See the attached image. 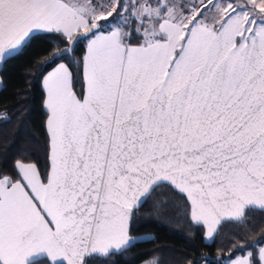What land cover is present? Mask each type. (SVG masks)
Wrapping results in <instances>:
<instances>
[{
    "label": "snow or ice",
    "instance_id": "6c2138e0",
    "mask_svg": "<svg viewBox=\"0 0 264 264\" xmlns=\"http://www.w3.org/2000/svg\"><path fill=\"white\" fill-rule=\"evenodd\" d=\"M36 32L61 38L38 62L48 168L0 176V264L107 260L160 188L206 239L264 213V0H0V59Z\"/></svg>",
    "mask_w": 264,
    "mask_h": 264
},
{
    "label": "trees",
    "instance_id": "16d2710c",
    "mask_svg": "<svg viewBox=\"0 0 264 264\" xmlns=\"http://www.w3.org/2000/svg\"><path fill=\"white\" fill-rule=\"evenodd\" d=\"M33 37L0 65V176L13 179L19 178L14 168L17 160L36 164L42 175L48 168L47 112L41 80L55 65L38 72V62L47 59L61 38L46 32ZM85 43L77 46L74 60L84 54ZM81 85L82 79L77 78V91ZM248 216L246 224L222 221L214 238L207 241L204 228L194 224L186 212V198L160 188L138 207L132 219L131 234L146 238L107 260L94 258L91 264H188L189 260L227 264L229 258L248 252H254L253 264H260L258 248L264 243L252 241L264 235V213L250 211Z\"/></svg>",
    "mask_w": 264,
    "mask_h": 264
},
{
    "label": "crops",
    "instance_id": "0c3cea01",
    "mask_svg": "<svg viewBox=\"0 0 264 264\" xmlns=\"http://www.w3.org/2000/svg\"><path fill=\"white\" fill-rule=\"evenodd\" d=\"M36 33H38V32H36ZM4 59V58H3ZM3 59H0V65H1V62H2V60ZM51 70V69H50ZM49 70V71H50ZM47 74V72L44 74V75H46ZM41 85H42V88H43V77H42V80H41ZM43 91H44V88H43ZM44 99H45V91H44ZM44 108H45V106H44ZM46 110V109H45ZM47 112V111H46ZM206 239V238H205ZM207 241H210L211 239H206ZM261 247H264V245L263 246H261ZM236 258V257H235ZM234 258V259H235Z\"/></svg>",
    "mask_w": 264,
    "mask_h": 264
},
{
    "label": "rangeland",
    "instance_id": "374dc122",
    "mask_svg": "<svg viewBox=\"0 0 264 264\" xmlns=\"http://www.w3.org/2000/svg\"><path fill=\"white\" fill-rule=\"evenodd\" d=\"M94 2H95V0H94ZM185 2H187V0H185ZM202 264H206V262L204 261Z\"/></svg>",
    "mask_w": 264,
    "mask_h": 264
},
{
    "label": "water",
    "instance_id": "95a60500",
    "mask_svg": "<svg viewBox=\"0 0 264 264\" xmlns=\"http://www.w3.org/2000/svg\"><path fill=\"white\" fill-rule=\"evenodd\" d=\"M38 72H39V70H38Z\"/></svg>",
    "mask_w": 264,
    "mask_h": 264
}]
</instances>
